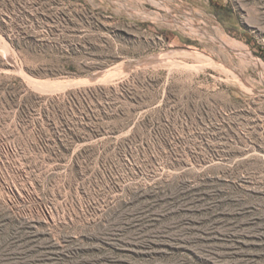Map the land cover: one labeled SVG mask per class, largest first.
<instances>
[{"label": "rangeland", "instance_id": "374dc122", "mask_svg": "<svg viewBox=\"0 0 264 264\" xmlns=\"http://www.w3.org/2000/svg\"><path fill=\"white\" fill-rule=\"evenodd\" d=\"M0 264H264V0H0Z\"/></svg>", "mask_w": 264, "mask_h": 264}, {"label": "bare ground", "instance_id": "6f19581e", "mask_svg": "<svg viewBox=\"0 0 264 264\" xmlns=\"http://www.w3.org/2000/svg\"><path fill=\"white\" fill-rule=\"evenodd\" d=\"M205 59V58H204ZM37 83V82H36ZM39 84V83H38ZM43 87V86H42ZM252 146V145H251ZM214 147V146H213ZM241 153V152H240ZM201 169V168H200ZM198 182V181H197ZM238 182V181H237ZM193 187V186H192Z\"/></svg>", "mask_w": 264, "mask_h": 264}]
</instances>
